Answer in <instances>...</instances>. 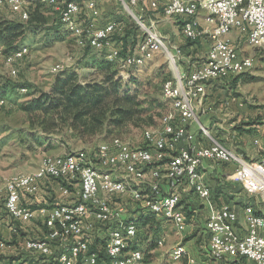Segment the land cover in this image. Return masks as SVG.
Listing matches in <instances>:
<instances>
[{
  "label": "built area",
  "instance_id": "built-area-1",
  "mask_svg": "<svg viewBox=\"0 0 264 264\" xmlns=\"http://www.w3.org/2000/svg\"><path fill=\"white\" fill-rule=\"evenodd\" d=\"M128 1L134 7L141 4L153 10L166 7L165 17L183 19L182 36L187 40L195 41L201 33H208L210 46L221 50L220 66L209 64V47L200 65L181 71L191 80L192 107L188 122L179 124L175 143L165 142L162 132L152 137V144L146 147L125 149L120 145L116 151H106V156H85L79 150L78 156H45L34 172L11 176L5 183V217L0 208V229L5 227L19 237L15 223L26 227L38 212L43 215L41 223L46 230L39 226L35 233L37 238L25 237L19 245L7 243L11 236L8 241L0 240V254L7 250L21 252L26 260L21 257L19 260L23 262L19 264H142L144 254L138 240L143 232L139 217L144 215L173 225L179 241L172 248L171 256L180 260L186 254L182 237L188 225L186 211L189 206L183 203L182 194L188 188L196 199L209 207L206 238L210 258L217 262L244 258L253 264H264V215L256 214L250 205L244 206L245 229L241 233L238 227L240 212L226 204H212L211 187L200 171L205 162L231 165L233 171L227 178L240 184L247 195L264 198V157L246 160L235 150L221 145L219 138H212L211 134L197 138L192 136L191 130L206 112L203 109L206 95H201V86L252 69L254 57L241 54L239 43L231 36L235 32L244 37L261 27L264 0H213V11L205 14V20L211 28H218L223 41H215L211 28L201 30L198 20L196 26H189V17L197 16L201 0ZM4 5L16 12L21 21L28 20L31 7H52L60 24L75 22L85 27L87 38L82 44L83 50L86 47L98 52L104 50L113 43L111 36L122 30L117 22L97 27L88 20V12L98 15L96 2L75 8V1L69 0H54V3L0 0V6ZM151 28H158V24L150 21L147 28H140L143 38L133 53L155 50L150 47ZM253 48L264 53V49H258V42ZM224 51H231V59H224ZM119 52L116 48L108 56L119 57ZM27 53L6 58L1 56L0 50V59L4 60L10 75H17L18 63ZM126 56L123 57L124 68H119L120 74L127 71ZM177 99L178 89L174 88L167 99L174 110ZM103 143L105 148V141ZM211 151H219V156H211ZM46 183L55 186V204L50 209L33 210L32 206L44 202L42 184ZM125 196H129L135 206L129 207L128 201L123 200ZM163 242L164 238H159L156 243L162 246ZM187 264L195 262L189 260Z\"/></svg>",
  "mask_w": 264,
  "mask_h": 264
},
{
  "label": "rangeland",
  "instance_id": "rangeland-1",
  "mask_svg": "<svg viewBox=\"0 0 264 264\" xmlns=\"http://www.w3.org/2000/svg\"><path fill=\"white\" fill-rule=\"evenodd\" d=\"M87 1L89 0H75L82 7L83 3ZM93 1L101 4L100 7H105L102 3H108V1L104 2L103 0ZM127 1L125 0V3ZM109 2H114V5L103 11L105 15L102 21L105 18L107 22L99 27H104L110 22H122L130 31L134 32L135 40H138V38L142 39L143 33L140 30L142 27L138 24L137 17H140V20L147 27L150 22L149 18H151L152 13L155 14V10L142 7L143 10L141 11L140 8L135 6L130 8V11L125 8L120 0H109ZM32 3H44V1L32 0ZM36 6L38 13L46 18V24L33 28V31H29L27 28L22 38L17 40L18 46L16 48H27L28 51L25 58L18 63L17 75H10L4 60L0 59V84L7 83L5 92L3 90L0 91V103L4 102L0 105V208L2 212L4 211L6 181L13 175L34 172L38 168L41 159L45 156H61L57 154H61L62 151H70L67 154L78 155V150L80 153H84L85 156H94L98 147L104 141L107 142L113 137L121 138L134 147H146L145 135L148 132H161L163 124L167 122H173L172 124L174 125L188 122L186 121L188 120L186 113L178 109L174 110L170 102L167 101V97H165L164 84L168 79L169 81L174 80V65L159 45L156 42L154 43L152 36L151 40H153L152 43L155 46L151 47H155V50H150L151 58L145 60L142 65L127 68L124 74H120L119 66L124 68L123 63L110 58L104 52L89 50V53L84 55L85 50L82 49V44L86 38H78V36L70 34L63 24H58L56 22L57 13L52 7L47 5ZM35 7H31L30 12L35 13L33 12ZM199 11L196 19L201 24L200 29L202 30V26L205 27L201 20L202 14L204 15V9L201 8ZM175 19L178 20L180 18ZM2 20L18 21L19 15L7 5L0 6V21ZM28 20L23 22V24L29 25ZM206 26L212 27L208 22H206ZM151 30L158 33L160 39L171 51L179 70V64L181 63L176 51L173 50L172 52L171 50L172 44L168 40H164L157 28H151ZM233 34L237 35L235 32ZM233 34L231 37H233ZM201 36L203 41H200ZM200 37L195 40L200 42L196 46L197 49H194V52L188 50L189 53L185 54L186 56L184 55L186 58L191 55L192 57H188V59L193 62L198 61L199 64H196V66L205 60L206 51L211 45L209 38H206L207 34L201 33ZM182 38L185 40V44L190 46L187 42L189 40L183 36ZM232 40L238 42L234 37ZM185 44L177 43V45L181 46ZM261 48H264V44H262ZM2 49H5V46L0 44L1 54L3 52ZM239 49L241 54L253 56L255 64L250 71L242 75L236 84L232 83L235 77L233 76L231 79L214 81L207 89L205 86L206 97L203 109L206 112L203 115H207V118L203 122L209 121V127L206 126L215 138H219L227 147L235 150L244 159L251 161L250 156L241 152L240 149L245 144L246 139L250 138L253 141L254 137L251 134L247 135L252 130H255L253 129L255 128L254 126H264V53L252 48L245 41V38L239 43ZM196 53H199L201 57L196 58L194 56ZM1 56L5 55L2 54ZM5 57L10 58L8 56ZM101 60L112 62L113 67L111 70H116L117 75L122 78H120L122 89L118 94L128 92L131 98L128 104L136 111L133 121L124 123L116 129L107 130L103 128L95 137L86 141L76 138L64 126L61 127L62 123H60V133L52 134L49 141L44 144L38 143L33 136L38 137L41 135L40 122L42 121L41 118L37 117L39 112L30 113L23 109L24 106L33 98L51 90L59 75L57 72L63 70L61 67L67 68L74 73L77 82L82 85L102 83L103 73L106 70L103 65H100L99 62ZM179 73H181L180 70ZM106 85L108 86V84ZM206 99L208 100L206 101ZM252 146L255 149V146L258 147L259 145L253 144ZM259 155H264V151L259 149ZM213 165H218L222 172L231 173L232 171L227 168V165ZM221 181L226 186L233 188L236 193L243 192L241 186L231 179L221 178ZM52 195L55 197L54 192L52 194L48 192L47 198H50L48 203L55 204L53 197H51ZM123 200L125 202L128 201L127 205L129 207L135 206L129 196H125ZM193 202L194 205L198 206L199 201L197 199L194 198ZM3 214L2 216L5 217L4 212ZM33 222H31V225L29 223L27 226L25 225L26 227L23 226L27 231V238H37V234L31 231V226L34 225ZM142 230L143 232H141L138 240L139 248L144 254L142 264H180L178 260L171 256V250L179 240L171 223L167 221H160L159 223L149 221ZM202 231L203 229H198L199 233H202ZM193 232L190 229L184 232L183 241L186 238L187 240L191 239ZM9 237L10 233L7 229H5V237L0 234V240L8 241ZM159 238H164L162 246H158L156 243ZM200 239L199 235L197 238L199 243L202 240ZM21 254L19 251L12 252L7 250L1 253L0 257L5 259V264L10 262L12 264L10 258L13 256V258H16L14 264H19L20 260L18 259L20 257L23 258V254ZM22 260L20 263L23 262ZM38 260L42 261L40 257ZM221 262L222 264H228L230 261L223 260ZM240 263L249 264L246 260Z\"/></svg>",
  "mask_w": 264,
  "mask_h": 264
},
{
  "label": "trees",
  "instance_id": "trees-1",
  "mask_svg": "<svg viewBox=\"0 0 264 264\" xmlns=\"http://www.w3.org/2000/svg\"><path fill=\"white\" fill-rule=\"evenodd\" d=\"M33 12L35 13L30 12L28 18L29 25L27 24V26L23 24L25 21H21L20 19L18 21H0V44L5 46V49H2L5 56L16 50L18 51V49L20 50V48L22 49V47L16 48L18 46L17 40L22 38L27 28L29 31H33V28L46 24V18L38 13L37 6L34 8ZM56 22L59 24L57 18ZM111 39L117 44L123 42L119 57H116V60H119L123 65V57L126 55V58L132 56L139 40H141V38L135 40L134 32L130 31L125 24L121 32L112 35ZM188 43V45H191L198 43V41L189 40ZM84 50V55L88 54L89 50L92 51L90 47H86ZM99 63L103 65L106 70L105 73H103L102 83L82 85L77 82L76 75L66 68L59 72L54 85L48 93L40 94L24 106L23 109L30 113L39 112L37 117L41 118L42 121L40 122L41 135L38 137L33 136L38 143L44 144L46 141H49L52 134L60 133V128L63 126L73 133L76 138L86 141L95 137L103 128L107 130L116 129L121 127L124 123L133 121L136 111L128 104L131 99L128 92L118 94L122 89V78L117 75L116 70H111L113 67L112 62L101 60ZM244 74L245 73L236 75L232 83L236 84ZM167 81H169V79L165 82ZM106 84H108V86ZM5 87H7V83H1L0 91L3 90L5 92ZM60 123H62V125ZM38 207L39 206H32V209L36 210ZM46 207L48 209L52 206L47 205ZM2 215L4 214L2 213ZM149 221L155 220L150 216L141 215L139 217V222L143 227H145ZM36 224L44 231L46 230V228L42 226L41 221H37ZM15 225L19 237H17V234L10 233L11 238L10 241L7 242L9 245H19L22 239L27 237L25 228L21 227V224L18 222H16ZM11 257L10 261L12 260L13 264L16 258H13V256ZM100 257L103 258V255ZM1 258L2 257H0V261L4 259ZM244 260V258H239L234 260L232 264H241L240 262ZM8 264H11V262Z\"/></svg>",
  "mask_w": 264,
  "mask_h": 264
},
{
  "label": "crops",
  "instance_id": "crops-1",
  "mask_svg": "<svg viewBox=\"0 0 264 264\" xmlns=\"http://www.w3.org/2000/svg\"><path fill=\"white\" fill-rule=\"evenodd\" d=\"M43 1L47 2L45 0H43ZM90 1H92L94 3L93 0H89L87 2H90ZM98 1H100V0H97V2ZM103 1L104 2L108 1V3H106V4L102 3V4H104L105 7H100L101 4L96 3L97 4V11H98L97 16H94L90 12L87 13L88 20L93 22L94 25L97 27H99L100 25H104L107 22L105 18H104L105 22L102 21L104 15H105V14H103V11H105L109 6L114 5V2H109V0H103ZM120 1L123 2L124 6L127 10L131 11L130 8L134 7V6L129 5V1H127L126 3H125V0H120ZM162 1L165 3L168 0H162ZM47 3H54V0H50V2H47ZM137 7L140 8L141 11L143 10L142 7L149 9L147 4H141V5H138ZM80 8H83V7L80 5ZM160 10H162V11H160ZM200 11H203V10H200ZM200 11H198L197 15L199 14ZM206 13H208V12L206 10H204V15L202 14V16H201L202 23H204V25H205V27L204 26H202V27L203 28H211L210 26H206V20H205V14ZM151 15L152 16H151V18H149V21H154L158 24L159 29L157 28V30L158 31L160 30L164 40H168V42L172 44L171 45L172 52H173V50L176 51V55H178L177 57L181 63V64H179V70L180 71H189V70L195 68L196 64H199L198 61L193 62V61L188 59V57H192L191 55L188 56L187 58L184 57V55L189 53L188 50H190L191 52H194L193 50L197 49L196 46L198 45V43L191 44L190 46H187V44H185V40H183V38L181 36L182 35L181 23H182L183 19L180 18L177 20V19L165 17L166 16L165 7H159L158 10H155V14L152 13ZM134 17H136V16L134 15ZM137 21H138V24L142 28H147L146 25L141 20H139V17H137ZM118 24H120L121 27L124 26V24L122 22H118ZM205 34H207L206 38H209V42H211L208 33H205ZM151 35L154 36V38L160 44V48L162 49V51L167 55L170 62L174 65L173 66L174 67L173 79L174 80L176 79L178 81V79H180L181 76L187 75L186 73H179L178 66H176V61L173 59V54L167 48L165 43L160 39L158 33L151 30ZM233 37L235 39H237V41H238V42L234 41L235 43H241L244 38H245V41H247V43H248L247 34H245L244 37H241L238 34L237 35L233 34ZM200 41H203L202 36L200 37ZM178 42L184 43L185 45H182V46L177 45ZM262 44H264V43H262ZM262 44H261V46H262ZM122 45H123V42H119L118 44L116 42H113L109 47L105 48L104 50H102L100 52H104V53L109 55L114 49H116V48L120 49ZM261 46H258V49H264V48H261ZM209 47H208V49H209ZM251 47L253 48L254 46H251ZM208 49H207V51H208ZM92 51H94V50H92ZM207 51H206V54H207ZM191 52H190V54H191ZM206 54H205V57H206ZM194 56L196 58L201 57V56H199V53H196ZM109 57L112 58V56H109ZM150 58H151V55H150ZM175 70H176V72H175ZM212 83L208 84L206 86V89ZM201 95H206L205 86H201ZM207 100L208 99H206V101ZM199 118H200L201 122H197L191 128V130L195 133V136H197V138L199 136H202V134H211V131L208 128L209 127L208 126L209 121L203 122L207 118V115L204 116L202 113ZM201 118H202V120H201ZM208 120H209V118H208ZM254 127L255 128H253V129H255V130H252L251 133H249L247 135V136H249L251 134V136L254 137L253 141H251L250 138H248V139L245 138L246 139L245 144L240 149L241 152L247 154V156H250V160H257V159L264 157V155H259V149L264 151V126H254ZM212 138H215V136L212 135ZM255 140L257 141V143H255ZM220 143H221V145H225V143L221 142V140H220ZM253 144L254 145L258 144L259 146L258 147L255 146V149H253V146H252ZM69 152L70 151H68V152L62 151L61 154H57V155L63 156L64 154L66 155ZM213 164H217V163L205 162L201 166V170H200L204 180L211 187V202L214 206H217L220 204H226V205H229L232 208L236 209L237 211H239L240 212V224L238 225V227L240 229L239 231L241 233H243V231L245 229V222H244V217H243V213H242L243 207L250 205L254 209L256 214L264 215V198L261 196H249L243 191L242 187H241V189L243 191L242 192L243 194L240 192L236 193L233 190V188L226 186L221 181V178H227V176L230 173L222 172V170L218 167V165L214 166ZM227 168H229V170L233 171V167L231 165L227 164ZM232 171H231V173H232ZM42 185H44L43 191H45V194L43 192L41 197L44 200V202L42 204H40L39 207L47 208L46 207L47 205L53 206L54 204L48 203V200L50 201V198H47V194H48V192L51 194L54 192V195H56V192L54 190L55 189L54 184L53 183H46V184H42ZM51 197H53V200L55 201L54 196L52 195ZM194 198L196 199V197L194 196L192 191L188 188L182 194L183 203L189 206V209L186 211L187 212V224H188L186 231L190 229V231H192V232L194 231V232L191 236L192 237L191 239L187 240V238H186V239H184V241L182 239V243H183L184 248L186 250V254L178 261L180 262V264H187L189 260H193L195 262V264H222V262H217V261L212 260L209 256V253L207 250V238H206V231L205 230H206V221H207L209 207L207 205H205L203 202L199 201L198 199H197L199 201L198 206L194 205V202H193ZM48 209H50V207ZM42 216L43 215L39 214L38 212L35 213V221L33 222L34 225L31 226V231L33 233H36L38 231L39 226L36 224V222L41 221ZM156 222L159 223V221H156ZM30 225H31V223H30ZM199 228L203 229L202 233L198 232ZM0 234L2 235V237H5V228L0 229ZM199 235L202 239V240L200 239L201 240L200 243L197 241V238L199 237ZM178 241H177V243H178ZM4 261H5V259L0 261V264H5ZM232 262H234V260L230 261L229 263L232 264ZM247 262L249 264H253L250 261H247Z\"/></svg>",
  "mask_w": 264,
  "mask_h": 264
},
{
  "label": "bare ground",
  "instance_id": "bare-ground-1",
  "mask_svg": "<svg viewBox=\"0 0 264 264\" xmlns=\"http://www.w3.org/2000/svg\"><path fill=\"white\" fill-rule=\"evenodd\" d=\"M45 1L50 2V0L49 1L45 0ZM87 3H93V2L90 1ZM129 5L133 6V4H130V1H129ZM75 8H80V4L75 2ZM201 8L206 10L208 13L212 12L213 0H201ZM198 11L199 9H197V13ZM165 14H166V7H165ZM196 24H197L196 17H189V26H196ZM63 26L68 32H70V34L78 36V38H87V31L85 27H82L80 23L66 22V24H63ZM181 33H182V27H181ZM211 35H215V41H223V34H218V28H211ZM247 36H248V44L254 46L255 43L258 42V46H261V44L264 43V41H259V40L264 39V22L261 24L260 28L248 33ZM152 37H153L152 39H154V43L156 42L160 47V44L157 42L154 36ZM152 42L153 40L150 39V47L155 46ZM26 51L27 48H23L7 56L10 58H16L20 56L22 53H25ZM151 51L150 50L145 51L144 54L134 53L132 56L129 55L130 57L126 58V66L132 67V66L142 65L145 60H148L150 58ZM112 58L116 59V57L114 58L113 56ZM224 59H231V51H224ZM220 62H221V50L217 48V46H210L209 64H211V66H220ZM254 64L255 61L252 65V68ZM164 88H165V97H167V99L170 98L171 90H173L174 88L178 89V99L176 101V109L185 112L188 117L189 109L192 107V87H191V80L188 79V76L187 75L181 76L180 79H178V81L176 79L167 81L164 84ZM172 123L169 122L164 123L161 132L158 133L148 132L145 135V140L147 144H152V137H158L162 132L165 142L175 143V137L178 132L179 125H174ZM192 136H195V133L193 131H192ZM120 145H124L125 149H132V146L127 141L118 137H113L109 141L105 142V148H104V143H102L98 147V150L94 156H106V151H116L119 149ZM63 156H78V155L66 154ZM211 156H219V151H211Z\"/></svg>",
  "mask_w": 264,
  "mask_h": 264
}]
</instances>
